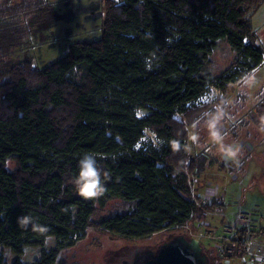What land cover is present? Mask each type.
Here are the masks:
<instances>
[{"label": "trees", "instance_id": "trees-1", "mask_svg": "<svg viewBox=\"0 0 264 264\" xmlns=\"http://www.w3.org/2000/svg\"><path fill=\"white\" fill-rule=\"evenodd\" d=\"M263 3L101 0L100 39L73 42L39 69L12 56L52 4L0 0V264H23L24 249L43 247L49 238L54 246L31 264H56L89 229L124 239L189 222L197 231L208 214L224 210L220 196L194 199L193 176L205 170L207 158L184 146L189 128L205 124L216 109L185 106L210 83L222 82L224 90V79L231 80H213L205 68L219 40L243 64L249 60V69L261 64L251 16ZM146 130L158 144L136 148ZM85 155L100 170L103 191L95 197L82 196L74 184ZM112 200H119L118 210L95 217ZM22 217L30 218L26 227ZM254 233L264 236V225ZM200 243L209 264L228 257Z\"/></svg>", "mask_w": 264, "mask_h": 264}, {"label": "rangeland", "instance_id": "rangeland-1", "mask_svg": "<svg viewBox=\"0 0 264 264\" xmlns=\"http://www.w3.org/2000/svg\"><path fill=\"white\" fill-rule=\"evenodd\" d=\"M49 2L52 8L45 14L41 24L33 29L27 45L15 51L12 56L15 61L29 58L36 68L42 69L60 59L69 44L100 39L104 17L101 0ZM251 22L256 42L262 48L264 56V3L251 16ZM245 63L225 41L219 40L205 68L209 69L213 80L219 75L231 80L224 79V90L219 87L222 82L210 83L208 92L216 89L220 94L217 97L209 96L208 103L202 106L195 103L185 106L193 109L214 105L216 109L205 124L189 128L185 146L191 153L202 150L207 158L206 170L193 176L191 189L194 199L199 197L203 202H208L220 196L225 201V209L208 214L206 223L197 231L193 230L189 222L180 229L159 232L143 239H124L101 229H89L82 241L61 253L56 264H121L123 260L131 262L134 253L142 249H155L173 234L207 242L216 252L225 255L220 251L222 243L215 237L220 236L222 230H233L240 226L238 211H249L255 217L260 216V223L264 225V60L260 67L250 69V61L246 59ZM234 70L237 71L233 73ZM145 113L142 109L138 110V117ZM217 136L222 139H217ZM149 143L158 144L153 133L146 130L136 148ZM225 148L234 150L235 156H226ZM118 206L119 200L109 201L95 217L108 216L118 210ZM231 233L227 232V237ZM53 246L54 239L49 238L43 247H26L20 260L23 264H31L33 260L40 258L42 250H50ZM253 253L264 256V236L254 234L247 244H238V250L220 264H246L242 258L253 257ZM8 259L10 263L14 256L9 254ZM255 260L264 264L263 257H255Z\"/></svg>", "mask_w": 264, "mask_h": 264}, {"label": "water", "instance_id": "water-1", "mask_svg": "<svg viewBox=\"0 0 264 264\" xmlns=\"http://www.w3.org/2000/svg\"><path fill=\"white\" fill-rule=\"evenodd\" d=\"M121 264H209V261L197 239L177 234L155 249L137 251L131 262L123 260Z\"/></svg>", "mask_w": 264, "mask_h": 264}, {"label": "built area", "instance_id": "built-area-1", "mask_svg": "<svg viewBox=\"0 0 264 264\" xmlns=\"http://www.w3.org/2000/svg\"><path fill=\"white\" fill-rule=\"evenodd\" d=\"M208 90H206L202 97H200L194 102L196 105L202 106L210 101V98L208 99L209 96L216 95L217 97L220 94L219 91L216 89L211 90V92H208ZM237 220L240 224L238 228H233V230L230 228L222 230L221 235L215 237L218 241L222 243V248L220 250L221 253L227 256H230L234 251L238 250V244H247L255 234L254 232L261 227L260 216L255 217V215L249 211H238ZM227 232L232 233L230 234V236L227 237ZM211 237L213 238V236ZM255 257H263L264 259V256L258 253H253V257L249 258V256H246L242 259L245 261L246 264H260L255 260Z\"/></svg>", "mask_w": 264, "mask_h": 264}, {"label": "clouds", "instance_id": "clouds-1", "mask_svg": "<svg viewBox=\"0 0 264 264\" xmlns=\"http://www.w3.org/2000/svg\"><path fill=\"white\" fill-rule=\"evenodd\" d=\"M217 139L222 137L217 136ZM226 156H235V151L230 148H225ZM100 170L97 167L96 160L93 156L85 155L79 161V173L74 184L78 192L84 197H95L102 194V186L100 185ZM22 227H26L30 218H18Z\"/></svg>", "mask_w": 264, "mask_h": 264}, {"label": "crops", "instance_id": "crops-1", "mask_svg": "<svg viewBox=\"0 0 264 264\" xmlns=\"http://www.w3.org/2000/svg\"><path fill=\"white\" fill-rule=\"evenodd\" d=\"M263 60H264V56H263L262 62H261V64L259 65V67L262 65ZM185 142H186V141H185ZM185 142H184V146H185ZM186 144H187V143H186ZM238 159H239V158H237L236 161H237ZM231 161H232V160H231ZM237 162H238V161H237ZM205 170H206V168H205ZM205 170H204V171H205Z\"/></svg>", "mask_w": 264, "mask_h": 264}, {"label": "flooded vegetation", "instance_id": "flooded-vegetation-1", "mask_svg": "<svg viewBox=\"0 0 264 264\" xmlns=\"http://www.w3.org/2000/svg\"><path fill=\"white\" fill-rule=\"evenodd\" d=\"M228 83V82H227Z\"/></svg>", "mask_w": 264, "mask_h": 264}]
</instances>
